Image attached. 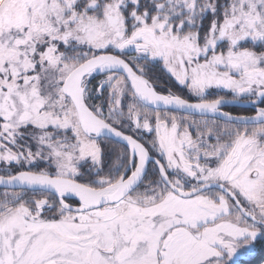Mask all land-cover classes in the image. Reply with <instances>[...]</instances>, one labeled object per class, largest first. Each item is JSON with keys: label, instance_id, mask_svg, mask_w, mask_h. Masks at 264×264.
Returning <instances> with one entry per match:
<instances>
[{"label": "snow or ice", "instance_id": "snow-or-ice-1", "mask_svg": "<svg viewBox=\"0 0 264 264\" xmlns=\"http://www.w3.org/2000/svg\"><path fill=\"white\" fill-rule=\"evenodd\" d=\"M259 242L264 0H0V264H237Z\"/></svg>", "mask_w": 264, "mask_h": 264}, {"label": "flooded vegetation", "instance_id": "flooded-vegetation-1", "mask_svg": "<svg viewBox=\"0 0 264 264\" xmlns=\"http://www.w3.org/2000/svg\"><path fill=\"white\" fill-rule=\"evenodd\" d=\"M155 74L160 76V78L162 80L168 81V77L164 76L160 70L157 68L155 70ZM169 83H171V81H168ZM161 90L163 91L164 88L163 86H161ZM173 90L177 91V92H181V94L183 95H187L186 91H182L181 89L177 88L175 85H173ZM224 111H228V112H232L233 114H247V115H251L254 114L252 112V108H238V107H233V108H224Z\"/></svg>", "mask_w": 264, "mask_h": 264}, {"label": "trees", "instance_id": "trees-1", "mask_svg": "<svg viewBox=\"0 0 264 264\" xmlns=\"http://www.w3.org/2000/svg\"><path fill=\"white\" fill-rule=\"evenodd\" d=\"M241 264H264V242L257 245V251L253 257L241 259Z\"/></svg>", "mask_w": 264, "mask_h": 264}, {"label": "rangeland", "instance_id": "rangeland-1", "mask_svg": "<svg viewBox=\"0 0 264 264\" xmlns=\"http://www.w3.org/2000/svg\"><path fill=\"white\" fill-rule=\"evenodd\" d=\"M259 243H262V242H259ZM258 243V244H259ZM257 244V245H258ZM256 251H257V246H256ZM256 251L253 253V254H248L247 252H245V251H243V250H241V252H239L238 253V256H237V264H241V259H243V258H250V257H253L254 255H255V253H256Z\"/></svg>", "mask_w": 264, "mask_h": 264}, {"label": "water", "instance_id": "water-1", "mask_svg": "<svg viewBox=\"0 0 264 264\" xmlns=\"http://www.w3.org/2000/svg\"><path fill=\"white\" fill-rule=\"evenodd\" d=\"M233 107H238V108H251L250 105L239 104L238 102H233L231 104V106H226L224 108H233Z\"/></svg>", "mask_w": 264, "mask_h": 264}]
</instances>
